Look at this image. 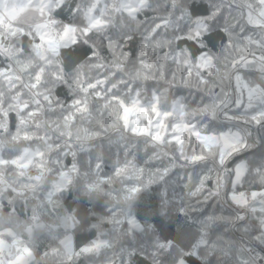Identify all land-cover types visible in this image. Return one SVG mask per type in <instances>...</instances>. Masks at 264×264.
<instances>
[{
    "label": "snow or ice",
    "instance_id": "1",
    "mask_svg": "<svg viewBox=\"0 0 264 264\" xmlns=\"http://www.w3.org/2000/svg\"><path fill=\"white\" fill-rule=\"evenodd\" d=\"M206 3L0 0V264H264V0Z\"/></svg>",
    "mask_w": 264,
    "mask_h": 264
},
{
    "label": "trees",
    "instance_id": "2",
    "mask_svg": "<svg viewBox=\"0 0 264 264\" xmlns=\"http://www.w3.org/2000/svg\"><path fill=\"white\" fill-rule=\"evenodd\" d=\"M204 6L207 7L206 0H204ZM141 19H143V17H141ZM250 30L251 29L249 28V31ZM245 34H247V33H241V36H243ZM244 71L248 73V76L246 78L250 79V78H254L255 76H258V72L254 68L253 69H245ZM218 90L219 89H217V91ZM177 93L180 95H187V90L186 89H177ZM58 94L60 95L61 98H64L67 95V90L62 87L59 89ZM192 99H193V97H189L190 101ZM195 99L198 100L199 96H196ZM245 100H246V94H245ZM105 151L107 152V148H105ZM115 152H116V148L113 147L112 148V153H113L112 158L104 166V172H106V173H110L112 170V163L116 159V157L114 155ZM148 155H151V153H148L147 155H145V151L143 150V148H141L140 150L135 152V156H136L135 163L137 164L138 167H143L145 169L146 173L150 169H153L156 166L161 165L160 161L148 160ZM128 158L132 159V157H128ZM120 159H121V161L124 159L123 153H121ZM70 160H71V158L68 157L66 162H68ZM164 163H167L166 159L164 160ZM188 171H193V170L192 169H183V168L173 169L172 174H171V179L169 182V186L153 184L151 186L149 196L153 197V198H158L161 195V193L165 192V190L167 191V194L169 196H171L173 193V189H175L177 194H182L183 184L186 182V172H188ZM199 173H200V169L194 170V175H198ZM180 177H185V180L181 181ZM145 179H147L146 176H145ZM178 181H179V183H178ZM116 187H120L119 181L116 182ZM208 187H211L210 183H209ZM191 203L196 205L197 199L192 198ZM197 211L202 212L204 214H210L213 212L220 214L222 211L224 215H227L230 212V209L227 207V205L222 203L221 199H212L209 201H204L203 197L201 196L199 198V204H198ZM150 222L155 225L159 222V220L157 217H153ZM50 264H51V262H50ZM133 264H146V258L143 256H137L135 258ZM189 264H196L195 258H192L189 261Z\"/></svg>",
    "mask_w": 264,
    "mask_h": 264
},
{
    "label": "clouds",
    "instance_id": "3",
    "mask_svg": "<svg viewBox=\"0 0 264 264\" xmlns=\"http://www.w3.org/2000/svg\"><path fill=\"white\" fill-rule=\"evenodd\" d=\"M69 59L70 60H75L76 59V56L75 55H72V56L69 57ZM219 259H220V257H216L215 260H213V264H215V261L216 260H219Z\"/></svg>",
    "mask_w": 264,
    "mask_h": 264
}]
</instances>
